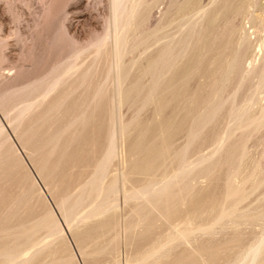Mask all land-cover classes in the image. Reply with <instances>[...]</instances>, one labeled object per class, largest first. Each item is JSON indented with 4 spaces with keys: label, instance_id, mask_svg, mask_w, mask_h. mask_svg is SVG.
<instances>
[{
    "label": "rangeland",
    "instance_id": "374dc122",
    "mask_svg": "<svg viewBox=\"0 0 264 264\" xmlns=\"http://www.w3.org/2000/svg\"><path fill=\"white\" fill-rule=\"evenodd\" d=\"M171 1L173 0H150V1L130 0V2H128V5L131 6V11H133V18L135 20V24L133 26H130L126 31L127 34L125 35V37L127 40L126 41L127 45L125 47L127 48L124 51L126 52L124 54V60H125L123 61V64L125 63L124 66L127 68L128 72L130 71L129 73L130 75L135 74V72L138 70L140 65L143 64L142 62H144L149 56L161 50L163 48L162 45L164 46V48L168 45L169 49L171 48L172 56L174 58H177L182 53L183 49L186 48L182 44V40L190 36L191 33L193 35L194 29L202 22L201 20H203L204 16L207 13L212 12V15L217 16L213 28V30L215 31L212 30V32H220L221 28L222 29L224 28L225 29L224 36L226 39L222 38L221 41L219 40L215 43L211 51L204 52L202 57H204V55L205 57L202 58V62L194 74L193 77L194 79L189 81L191 84H189V82L182 84L183 87L182 90L185 88V90H183V93L185 92L186 93L189 92L190 94L194 93L192 97H195L194 100L196 99V103H199L200 101L204 100L205 94L209 90V86H210L209 84L210 82L208 80V77H210V73H211L208 70V65L210 64L209 60H211L212 57H214V54L218 55L222 51L224 42L226 40H228L229 47L233 45H234L233 47H235V45L239 42V38H240L241 48L238 57L239 59H238L236 76L233 80L234 82L232 81L225 90L226 92H224L226 96L228 95L230 96V94L235 90V94L233 95L234 97L231 96L232 100L231 102L228 103L229 107L231 108L223 112L221 115H219L220 117L218 116L214 120L216 124H214V122H212L213 125L212 123L210 124V126H212L210 127V130L205 131L206 127L203 128L204 130H201L200 128L199 130H197V134L195 133V136H193V138L191 139L192 141H189V143L187 144L186 148L189 150L186 149L185 152L186 151L188 152L187 153L184 152V156L182 155L183 157L180 158L182 162L179 159H177L178 161L176 160L175 165L168 167V164H165L167 167H164V165H158V163H156V166H154V164L153 166L149 165L147 163V157H146L147 155H145L148 153L146 152L144 153L140 152L142 154L138 153V156L134 155L133 154L134 151L130 147V140L129 139L126 140L127 138L125 133L129 129L130 132L135 134L138 128L146 127L148 131L144 133L143 140L149 138V140L147 139L145 140L148 141L149 143L150 139L152 138V136L151 138L149 136L156 134L158 132V128H160L167 120L170 119V117H172L174 113L173 107L168 108L166 110V112L168 113H165L166 114L164 115L165 118L162 116L163 119H165L162 120V118L157 117L158 114L157 111L159 112L158 110L159 108L157 107L158 105L157 106L149 105L150 107L148 105H147L148 107L145 105L144 107V105L142 106V104L140 103L138 105L137 103H131L130 105V102L128 101L126 103L123 102V104L121 103L120 104L121 107L118 105L119 110H118V106H116L115 109L116 113H115L113 112L114 111L113 108H115V105L106 103L103 105L102 107L103 112L99 114V118L97 120L99 125L96 123L90 129L91 132L95 134L90 133L89 137L92 135L90 138L80 137V135H78L79 133L64 134L65 136L63 138V140L65 139L64 146L66 147L67 153H70L71 151L70 154L72 155L70 156V154H64L63 159H61L60 161H53L54 156L50 160L47 159L46 168H51L52 171L49 175H45L43 173L42 176L38 172L37 165L32 161V159L29 156V151L27 149L28 147L26 148L25 146H23L18 140L14 132V124L12 123L13 121L11 120V118H13V116L15 115L16 113L15 111L17 109L21 108L24 105H28L29 103H31V101L33 102L34 100L33 99L28 100L24 97H21L20 99L12 100L6 106L3 105L4 106L3 109L5 111L7 110V112L5 113L0 109V123L4 128V131L7 134L9 141L12 143L13 147L15 148L17 155L23 161L22 162L23 165L28 170L29 174L31 172L30 175L31 177H33L32 179L35 181L36 187L38 186L37 188L39 189L40 192V197H34L35 199L33 198V200H31L25 205L23 200H19L16 203L18 207L17 211L18 212L21 211V214L23 215L25 214L24 217H26V220L29 221V223L35 222L36 220L42 223L41 226L42 228H39V230L32 237L33 244L31 246H26L20 249L19 251L20 257L22 258L28 257V255L32 253L34 250L47 245L48 247L45 248L44 251L42 250L39 254V258L41 257L40 259L43 262V264H73V263L75 264H89V263L90 264L91 263L92 264H97V263L98 264H134V263H127L124 261H126V259L128 258L131 259L132 256H134L138 252H141L144 249L151 250L152 254L149 258H147V260L143 264H152L154 258L157 255L164 253L167 254V259H165V261L162 262L161 264L163 263L183 264V262H185L186 264L187 261H189L187 262V264H194V263L200 264L201 262H202L201 264H209V262L210 264H214V263L216 264V261L223 262V263L217 262L220 264H229L236 257V253L241 251L243 252V250L246 248L248 243L253 238L264 236V196H262L264 195V188H262V186L264 187V183H263L264 182V142H263L264 132H262V129L264 131V127L263 125L260 127L256 126V131H255V127H253L254 129L250 127V130L249 128H247L249 131H251V135L247 129H242L243 130L242 132V130H238L235 128L238 119L237 115L241 114L242 112L245 111L259 112L260 115L262 114L264 115V107L262 106L264 105V46H262V42H264V0H237L234 3V5L236 4L235 6L236 8H234L232 12L234 14H230L231 13L230 12L227 15L222 14V11L220 10L225 0H194L195 3L194 7H192L191 9L185 11L180 15L172 17L167 22H164L163 26L161 25V28L159 29L156 37L150 36L151 38L150 37L147 38L148 41L145 40L138 45L137 44L134 45L133 42H130L133 32L135 31V27L138 28L140 26H143L144 24L143 26L144 29L145 30H147V28L149 29V31L147 30V33L148 32L152 33L153 30H155L156 26L160 24L158 23V21L164 15ZM175 1L181 3L184 2L185 0H175ZM65 4L67 5L65 6V8H63ZM136 8L137 10H135ZM62 11L63 13H65L67 20H65L64 26L66 27H64L63 30V32L66 31V33H63L61 36V33L59 32L60 33L59 37H61V41L63 40L61 44L60 40L57 41L53 40L54 41L53 42L52 39L50 38L52 36V30L55 27L54 24L57 22V18L60 17ZM106 12H107V5L105 0H99V2L98 0H0V55H2L0 56V69H1L0 72H2L3 74H12L15 72L16 73L19 72L17 76H19L20 74L21 76L19 77L22 78L21 79L17 78L16 80L18 81L21 80L23 81V79L25 80V78L23 77H26L28 79L30 76L36 77L40 75L50 63H52L53 61L57 60L58 58L62 57L65 54V45L66 42L67 43L69 42L68 41L69 39L70 41L73 39L72 41L75 42L76 45H80V44L82 45L85 44L92 37V35H97L98 33H101L103 29V19L107 15ZM76 21L78 22L76 23ZM163 29L164 31L162 32ZM227 34L229 35L232 34V35H230V38H227L228 37ZM128 43L129 45H131L132 43L131 47L133 49L128 45ZM62 45H64V47L61 50ZM207 53L208 55L206 56ZM87 60L88 58L85 57L81 59V63ZM180 61L171 63V65L174 68H180L181 67ZM133 63L134 65H131ZM130 66L131 68H129ZM8 70L11 71L7 72ZM146 84L147 82L144 83V85ZM194 89L195 91H193ZM228 104L226 105L227 107ZM137 109H140V112L142 111V114H140L139 110ZM117 110L119 113L117 112ZM136 111L138 114H140L139 117L138 114L136 116L134 115L136 114L134 113ZM114 113L116 114V116L119 117L121 116L120 119L124 124L123 125L124 131L126 130L125 132L123 131L124 135L122 133L118 135L115 134L116 138L114 135H112V131H111L113 128L112 127L114 122L113 118L115 116ZM130 114L131 116H129ZM148 115H150L151 118ZM128 117L129 118L131 117L130 119L131 121L129 120ZM135 117L136 119H134ZM159 119L160 121H158ZM103 120L105 122H103ZM132 120H134L135 122ZM156 121L159 122L160 124L157 123ZM155 124L158 127L155 126ZM153 126L154 128H151ZM234 128L235 131L237 130V132L233 130ZM257 128L260 129L257 130ZM99 131H101V133ZM181 131L182 130L180 129L175 130L174 134L177 133V135L175 136H173L174 134L172 130L168 132L169 136L172 135L174 137L173 138L171 136L172 138L169 137V140L170 139L171 140L170 141L168 140L169 143L172 142L174 147L179 148L181 145L184 146V143H186V137L184 136L185 132L184 131L181 132ZM198 131H200V134H198L199 133ZM208 131L211 132L213 136H211L212 134L211 133L209 134ZM239 131L241 132L238 134ZM252 131L256 132L257 134L256 133L253 134ZM234 132H235V136L231 138L234 135ZM244 132L246 133L244 134ZM101 134L103 136H101ZM181 134H183V136ZM229 135L231 138L229 140L231 142H229L227 139ZM94 136L95 138L93 139ZM100 136L101 138H103V140L99 138ZM178 136L180 138H178ZM196 136L199 137L196 138ZM85 139L86 141H84ZM97 139L101 142H98ZM112 140H115V142L113 143ZM79 141L81 142V144H79ZM96 142H98L99 145ZM107 142H109V144ZM190 142H192L193 144ZM224 142L225 144H222ZM87 143L90 144L91 147ZM112 143L114 144V146L111 145ZM177 144H179V147ZM71 146L73 147L75 146V148H72ZM93 146H95L94 150H93ZM237 146L239 147L235 148ZM112 147L116 148V149L114 148L115 153L113 152V156H112V150H113ZM241 147L245 151L241 150L242 149ZM82 148L83 151L86 149V151H84L85 153L83 151L81 152ZM77 149H79V151ZM155 149L156 150H153L154 154L150 153L151 155H155V153H158V151H160L161 149V145L160 147L157 146ZM94 151L97 153H95ZM241 151H243L242 152L243 158L240 155ZM92 152H94L95 154ZM230 152L231 154H229ZM75 153L78 154V158ZM221 154L226 158L221 160L222 158H224ZM84 156L85 159H88V157H90L88 159L89 162H87V160L85 159L80 160L82 157L84 158ZM201 158L203 161L200 160ZM232 159L235 161L234 163H232L233 162ZM249 159L251 160L253 159L252 161L255 162V163L253 162L254 163L253 166H250L249 163L251 161ZM69 160H71L70 163ZM224 160H226L227 164L228 163L231 164L227 166ZM98 161H99L98 169L96 173L93 174L92 172L94 169V165ZM238 162L239 163L241 162V164H239ZM256 162L259 163L257 166H256ZM196 163L197 164L199 163L198 166ZM69 164L72 165L70 166ZM76 164L78 165L76 166ZM83 166L85 167L83 168ZM175 166L177 167L175 168ZM254 166L257 167V169H255L256 173L257 170L259 169L258 174L253 172ZM178 167H181V169L179 168V171L182 170L181 173H179V171H176ZM194 168H196V170H193ZM216 168L219 169L217 170ZM223 168L225 169L223 170ZM247 168H250V170ZM64 169L66 170L68 169L67 170L68 172L66 170L64 171ZM244 169H246L247 171ZM17 170L19 172H17ZM183 170L185 175L183 173ZM225 170L227 171L229 170L228 172L226 171L227 174L229 173L228 176L226 177H225L226 175ZM242 171H244L245 173ZM250 171H252V173L254 174H252ZM176 172L180 174V177L177 178L175 181L174 179H172V176L171 177L169 176ZM72 173L73 175H71ZM188 173L189 176L187 175ZM119 174L120 176L116 177ZM239 174H241V177H243L242 179L240 178ZM248 175H251L252 177H254V175L256 176L252 178L254 182L253 183L254 186L255 184H257L255 188L252 187L253 185H251L252 184L251 177ZM16 176H19L17 179L22 177L19 166L12 167V170L8 171V176L6 178V181L0 184L2 190V191L0 190V196L3 197V198L0 197L1 198L0 202L5 200L3 204L6 203V201L9 200L12 196L15 195L14 191L17 190L16 186L18 185V183H16L17 182ZM218 176L220 177L218 178ZM167 177H169V179ZM237 178H239V180H237ZM13 179H15L14 180L15 182L13 181ZM233 179L235 183L239 182L238 183L239 186L237 185V183L236 184L234 183ZM122 180L124 181L122 182ZM225 180L227 181V183ZM247 181L250 183L247 184L248 183ZM256 181H258L259 184L255 183ZM124 182L126 184H123ZM212 182L213 184H215V187L213 186ZM215 182L218 184V186ZM10 183H11L10 186L11 189L8 185ZM209 184H211L213 188ZM225 185L227 186L225 187ZM13 186H15L16 188ZM61 186L63 188H61ZM203 186H205V188ZM207 186L208 187L210 186V189ZM68 187H70V189ZM196 187H198L197 190H195ZM116 188L117 189L120 188V191L117 190ZM215 188L218 190H216ZM226 188L227 190H225ZM5 189L10 191L9 192L10 194ZM61 189H63V191ZM229 189L231 192H229ZM243 189L245 190L244 193L242 194L241 192H243ZM210 190L213 194L210 192ZM234 190L235 192H232ZM2 192L4 193V195L1 194ZM41 192H43V194H41ZM202 192L207 193V194L204 193L205 197L209 194L211 195V197L207 199L210 196L209 195L206 198H204ZM216 192L217 194H219L220 192V194L217 195ZM245 193H247L246 194L247 196L244 195ZM199 194L202 195V197H200ZM240 194L242 196L241 198H240ZM243 195L245 198H243ZM106 197L108 198L106 199ZM140 198L143 200H141ZM194 198L196 199L198 198L197 203L195 201L196 199L194 200ZM191 200H193L194 202H192ZM199 200L201 202V205L198 203ZM205 202L207 204H205ZM3 204L1 202L0 207ZM190 205H191V212L190 210L189 211L187 210ZM203 205H205V207ZM181 206L183 207L181 208ZM185 206H187L186 209ZM177 208L180 209L181 211L178 210ZM192 209H194V211ZM47 210L50 211V214L46 213ZM183 210L186 211L183 212ZM206 211L207 213L204 214ZM40 212H43L41 216L39 215ZM186 212L187 214H185ZM53 215H55V217ZM33 216H35V218ZM249 217L251 218L249 219ZM9 218L10 220L13 221L15 220V215L14 216L10 215ZM211 218L213 220H211ZM226 218L228 219L226 220ZM214 219L216 221H214ZM252 220H254L255 222L254 221L252 222ZM213 221L216 222L217 224H215ZM53 222L56 224L55 230L51 226ZM95 222L96 224H93L94 225L93 227H97V229L88 232L89 227L92 226V223ZM230 222H232L233 224L231 223L230 225ZM58 224L60 225V227L58 226ZM211 224H213V226H211ZM238 225H240L239 228ZM118 228L120 229V232ZM238 229L239 231L241 230L240 236L242 237L240 238L241 240L243 239L241 242L244 243L240 242L242 245L239 244L240 245V246L238 245L239 247L236 246L237 247L236 253L234 251L235 247L232 249V247L230 246L232 244L230 245L228 244L230 246V249L233 250L234 256L233 254H231L233 252H231L230 249H227L225 253H222L224 252L223 250H226L225 248H227L228 246L226 240H228L229 242V239H227V237L229 236L231 239V237H233V235L236 234L235 231H238ZM199 230H201V232ZM174 233L176 235H174ZM132 234H135L133 240L131 241V238H129L128 241L126 235L131 236ZM142 240L143 242H140ZM178 240L179 242H177ZM214 240L217 241L215 242ZM231 240L229 243H231ZM213 241L217 247L215 248V245L214 247H210L211 248L210 251L213 249L216 250L218 249V250L211 251L212 254L211 255L210 251L208 252V249H209V244H211V242ZM122 242L126 243V244L124 243L125 246L122 245ZM219 243L223 245L221 246ZM139 244L141 246H139ZM197 245L198 246L201 245L203 249L201 248V246L200 248L206 254L203 253L204 254L203 255L202 254L203 251L198 250L200 248L197 247ZM192 246H194L193 249ZM205 247H207V250L205 249ZM59 248L60 250H58ZM200 251H202L201 254ZM46 252L47 253L53 252V254L51 255V257H48L49 255H47ZM129 252L131 253V255L129 254ZM192 253H194L195 255ZM226 253H228V256L227 255L225 256ZM261 253H263L262 254L263 256L260 254L253 264H264V252ZM181 254L182 256L184 255L183 256L184 260L181 259L182 258V256L180 257ZM191 254L194 256L192 257ZM215 254L216 255L219 254V255L215 256ZM196 255L198 256L195 257ZM221 255L222 257L225 256V258H227L228 260H226L225 262L224 257H223L224 259L222 260L218 259V258H222ZM59 256L60 257L63 256V258L62 257L60 258ZM55 258H57V260H55ZM83 260L85 261L87 260V261L85 262ZM211 260L213 261V263H211L212 262ZM204 261L206 263H204ZM245 264L248 263L246 262Z\"/></svg>",
    "mask_w": 264,
    "mask_h": 264
},
{
    "label": "bare ground",
    "instance_id": "6f19581e",
    "mask_svg": "<svg viewBox=\"0 0 264 264\" xmlns=\"http://www.w3.org/2000/svg\"><path fill=\"white\" fill-rule=\"evenodd\" d=\"M105 1H106V5H107V12H106L107 15L103 19V29H102L101 33H98L97 35H92V37L90 36L91 38L85 44H82V45L81 44L80 45H76V43L72 41L73 39L71 41H70V39L69 40L67 39L69 42L68 43L66 42L65 54L62 57H60L57 60H55L52 63H50L44 69L43 72L41 71L42 73L40 75H38L36 77H32V76L29 77L28 76L29 77L28 79L26 77H23V78H25V80L23 79V81L22 80L18 81L16 79L20 78L19 76H21L20 74H19V76H17V74L19 72H17V73L15 72V73H12V74H3L2 72H0V109L2 111H4L5 113L7 112V110L5 111L3 109L4 108L3 105L6 106L12 100H17V99H20L21 97H24V98H26L28 100L29 99H33L34 100L33 102L31 101V103H29L28 105H24L21 108L17 109L15 111L16 112L15 115L13 116V118H11V120L13 121L12 123L14 124V132H15L18 140L20 141V143L23 146H25L26 148L28 147L27 149L29 151V156L32 159V161L37 165L38 172L42 176H43V173L45 175H49L51 173V171H52L51 168H46L47 159L50 160L54 156L53 161H60L61 159H63L64 154H70L71 153L70 150H69L70 153H67L66 147L64 146V144H65V141H64L65 139L63 140V138L65 137L64 134H66V133L67 134L79 133L78 135H80V137L88 138L90 133H92L90 129L96 123L99 125L97 120L99 118V114L101 112H103V109H102L103 105L106 104V103H110L112 105H115V108H113L114 111L112 110L115 113H116V111H115L116 106H118V105L120 106L121 103L123 104V102L126 103L128 101L130 102V105H131V103H137V105L140 103V104H142V106L144 105V107H145V105L146 106L147 105L148 106L149 105H155V106L158 105L157 107L159 108L158 109L159 112L157 111L158 114L157 113L156 114H157V117L158 118L159 117L162 118V120H165V119H163V117H164V115H166L165 113H168V112H166V110L168 108L173 107L174 113H173L172 117H170L169 120H167L160 128H158V132L156 134L149 136L150 138L152 136V138L150 139L149 143H148V141H145L147 138L145 140H143L144 133H146L148 131L146 127L138 128L137 131L135 132V134L130 132L129 129L125 133L126 138H127L126 140H128V139L130 140V147L134 151V153H133L134 155L138 156V153L142 154V153L146 152V153L149 154V155L145 154V155H147L146 156L147 157V163L149 165L153 166V164H154V166H156V163H158V165H164V167H167L165 164H168V167L175 165L176 164V160L177 159L180 160V158H182L184 156V152L187 149L186 148L187 144L189 143V141H192L191 139L193 138V136H195V133L197 134V130H199V128L201 130H204L203 128L206 127L205 131L206 130H210V127H212V126H210V124L212 122H214V120L219 115H221L223 112H225L226 110H229L231 108V107H229L228 103L231 102V100H232L231 96H233L235 94V90L230 94V96L229 95L226 96V94H224V92H226L225 90L227 89L228 85L234 80V78L236 76V71H237V66H238V59H239L238 57H239V52H240V48H241V40H240V38H239V42L235 45V47H233L234 45L229 47L228 46V40H226L224 42V46H223L222 51L218 55L214 54V57H212V59L209 60L210 64L208 65V70L211 73H210V77H208V80L210 82L209 83L210 86L208 85L209 86V90L206 92L204 100L200 101L199 103H196V99L194 100L195 97H192L194 93L193 94H190L189 92L188 93H186V92L183 93V90H185V88L182 90V88H183L182 84L188 83L190 80L194 79L193 78L194 74L197 71V69L199 68V65L202 62V58L205 57V55H204V57H202L204 52L205 51H211V49L214 47V45H215V43L217 41H219V40L221 41L222 38H225V36H224V34H225L224 30L225 29L224 28L223 29L221 28L220 32H212V30L214 28V23L216 22V19H217V16L212 15V12L207 13L204 16L203 20H201L202 22L198 26H196V28L194 29L193 35L191 33L190 36H188V37H186L185 39L182 40V44L186 48L183 49L182 53L177 58H174L172 56L171 48L169 49L168 45L167 46L165 45L166 46L165 48L162 45L163 48L161 50H159L157 53L149 56L144 62H142L143 64L140 65V67L135 72V74L130 75L129 74L130 71L128 72L127 68L124 66L125 63L123 64V61H125L124 60V54L126 53L124 51L127 48V47H125L127 45L126 44L127 40H126V37H125V35L127 34L126 31H127V29L130 26H133L135 24V20L133 18V11H131V6L128 5V2H130V0H105ZM236 1L237 0H225L223 2V5L220 8V10L222 11V14H226L227 15L230 12H231L230 14H234L232 12H233L234 8H236L235 7L236 4L234 5V3ZM69 2H71V1H69ZM98 2H99V0H98ZM67 4H65L63 8H65V6ZM194 5H195L194 0H185L184 2H181V3L178 2V1H175V0L171 1V3L168 5V8L165 11L164 15L158 21V23H160V24H158L156 26L155 30H153L152 33H149V32L147 33V30L149 31V29L147 28V30H145L144 27H143L144 24H143V26H140L138 28L135 27V31L133 32L131 40L129 38L130 42H133L134 45L135 44L138 45V44H141L143 41L147 40V38L150 37V36L156 37L159 29L161 28V25L163 26L164 22H167L168 20H170L174 16H177V15H180V14L184 13L185 11H187V10L191 9L192 7H194ZM135 10H137V8ZM65 20H67L66 16H65V13H63V11H62V13L60 14V17L57 18V22L54 24L55 27L52 30V36L50 38V39H52V41L53 40H56V41L60 40V43L62 44L63 40L61 41V37H59V35L61 33V36H62L63 33H66V31L63 32L64 27H66V26H64ZM78 21H76V23ZM227 21H228V19H227ZM163 31H164V29L162 30V32ZM213 31H215V30H213ZM229 32H230V30H229ZM57 33H58V35H57ZM123 33H124V35H123ZM227 35H228L227 38H230V35H232V34H230V35L227 34ZM240 36H242V35H240ZM52 41H49V42H52ZM151 41H152V39H151ZM56 43H58V42H56ZM144 44H146V43H144ZM128 45H129V43H128ZM131 45H132V43H131ZM131 45H129V46L131 47ZM129 46H128V48H129ZM262 46H264V42H262ZM63 47H64V45H62L61 50L63 49ZM137 48H138V46H137ZM207 55H208V53L206 54V56ZM0 56H2V55H0ZM85 57H87L88 60L83 62V63H81V59H83ZM177 61L181 62L180 63V66H181L180 68H174L171 65V63H174V62H177ZM126 63H127V61H126ZM139 63H141V62H139ZM131 65H134V63L131 64ZM129 68H131V66ZM133 68H135V67H133ZM132 69H130V70H132ZM9 71H11V70H8L7 72H9ZM199 81H197V82H199ZM146 82H147V84L144 85V83H146ZM195 82H196V80H195ZM189 84H191V83L189 82ZM193 84H195V83H193ZM197 84H199V83H197ZM191 87H193V86H191ZM236 89H237V87H236ZM193 91H195V89ZM192 98H193V100H192ZM227 104H228V107L226 106ZM119 106H118V110H119ZM262 106L264 107V105H262ZM157 107H156V109H157ZM138 108H141V107H138ZM259 109H260V107H259ZM118 110H117V112H118ZM129 110H130V108H129ZM137 110H139V113L142 114V111L140 112V109H137ZM247 111H249V110H247ZM115 113H114V115L116 116ZM134 113H136V114H134L135 116L138 114L137 111L134 112ZM131 114H132V112H131ZM131 114L129 116H131ZM140 114H138V117H139ZM115 116L113 118L114 122H113V126H112L113 128L111 130L112 131V135H114V136H115V134L116 135H118L120 133L123 134V131H124V126H123L124 124L122 123V120L120 119L121 116L120 117L119 116L115 117ZM132 116H133V114H132ZM148 116H150V115H148ZM237 116H238V119H237V124L235 125V128L238 129V130L247 129V128H249V130H250V127L251 128L255 127V131H256V126L260 127V126L263 125V127H264V115L263 114L260 115L259 112H251V111L246 112L245 111V112H242L241 114H238ZM150 118H151V116H150ZM130 119H131V117L129 118V120ZM134 119H136V117ZM132 121H134V120H132ZM158 121H160V119ZM103 122H105V121L103 120ZM157 123H159V122H157ZM147 124H149V123H147ZM214 124H216V123L214 122ZM212 125H213V123H212ZM155 126H157V125L155 124ZM104 127H105V124H104ZM157 127H155V128H157ZM94 128H93V130H94ZM151 128H154V126L151 127ZM213 128H215V127H213ZM235 128L233 129L234 131H235ZM179 129L185 132L184 136L186 137V143H184V146L181 145L182 147L181 146L179 147V144H177L178 147H179V148H177V147L173 146L172 142L169 143V141L171 140V139L169 140V137H171L172 135L169 136L168 132H170L172 130V132L174 134V131L175 130H179ZM258 129H260V128H257V130ZM101 131H99V132L101 133ZM111 131H110V133H111ZM200 131H198L199 132L198 134H200ZM248 131H247V133H248ZM235 132H237V130ZM235 132H234V135L232 134L233 136L231 138H233L235 136ZM240 132L241 131H239L238 134ZM242 132H243V130H242ZM249 132H250V135H251V131H249ZM259 132H260V130H259ZM262 132H264L263 129H262ZM110 133H109V135H110ZM210 133L211 132H209V134ZM245 133L246 132H244V134ZM254 133H256V132H253V134ZM92 134H95V133H92ZM202 134H203V132H202ZM175 135H177V133L174 134L173 136H175ZM181 135L183 136V134H181ZM205 135H206V133H205ZM101 136H103V135L101 134ZM101 136L99 138H101ZM211 136H213V134ZM198 137L199 136H196V138H198ZM94 138H95V136L93 137V139ZM97 138H98V136H97ZM115 138H116V136H115ZM178 138H180V137L178 136ZM231 138H230V135H229V137L227 138L229 142H231L229 140ZM101 139L103 140V138H101ZM147 140H149V138ZM194 140H195V138H194ZM84 141H86V139ZM112 141H113V143L115 142V140H112ZM91 142H93V141H91ZM98 142H101V141L98 140ZM98 142H96V143H98ZM96 143H95V145H96ZM107 143L109 144V142H107ZM113 143L111 145L114 146ZM162 143H163V145H162ZM190 143H192V142H190ZM239 143H241V142H239ZM79 144H81L80 141H79ZM182 144H183V142H182ZM222 144H225V142L222 143ZM226 144H227V141H226ZM242 144H245V143H242ZM88 145L91 147L90 144H88ZM98 145H99V143H98ZM160 145H161L160 151H158V153H155V155H151V154H154L153 150H156L155 148L157 146L160 147ZM78 146H80V145H78ZM115 146H116V144H115ZM233 146H232V148H233ZM240 146H241V144H240ZM71 147L75 148V146L74 147L71 146ZM94 147L95 146H93V150H94ZM238 147L239 146H237L235 148H238ZM114 148L112 150V156H113V152L115 151ZM79 149H77V150L79 151ZM97 150H98V148H97ZM187 150H189V149H187ZM222 150H225V149H222ZM241 150H244V149L242 148ZM82 151H83V148L81 149V152ZM84 151H86V149ZM236 151H237V149H236ZM72 152H73V150H72ZM94 152H92V153H94ZM140 152H142V153H140ZM187 152L188 151H186L185 153H187ZM242 152L243 151H241L240 155L243 158V156H242L243 153ZM95 153H97V152H95ZM229 154H231V152ZM71 155L72 154H70V156ZM108 155H109V153H108ZM76 156L78 158V154H76ZM79 157H80V154H79ZM223 157L224 158H222L221 160L226 158L225 156H223ZM82 158L80 160H84L85 156H84L83 159ZM89 158L90 157H88V159ZM202 158L200 160H202ZM88 159H85V160H87V162H89ZM249 160L251 161L249 163L250 166H253V164L255 162L252 161L253 159L252 160L249 159ZM70 161L71 160H69V163H70ZM224 161H225V164H227L226 160H224ZM232 161H233L232 163L235 162L233 159H232ZM22 162L23 161L17 155L15 148L13 147L12 143L9 141V139L7 137V134L5 133L4 128H3V126L0 123V184L4 183L6 181V178L8 176V171L12 170V167H18L19 166L21 174H22V177L19 178V179H17L19 176H16V179H17L16 183H18V185L16 186L17 190L14 191L15 195L12 196L9 200H7L6 203H4V204H3V202L5 200L1 201L3 205H1V207H0V264H43V262L40 259L41 257L39 258V254H40V252L42 250L44 251V249L48 247L46 245V246H43L41 248H38V249L34 250L32 253H30L28 255V257L22 258V257L19 256L20 249L24 248L26 246H31L33 244L32 237L39 230V228H42L41 227L42 223L38 222L37 220L35 222L29 223V221L26 220V217H24L25 214L23 215V214H21V211L20 212L17 211L18 207H17L16 203L19 200H23L24 201V205H25L28 202H30L31 200H33L34 197H40V192H39V189L37 188L38 186L36 187V183L32 179L33 177H31V175H30L31 172L29 174L28 170L25 168V166L23 165ZM63 162H64V160H63ZM246 162H248V161H246ZM178 164H180V163H178ZM198 164H197V166H198ZM222 164H221V166H222ZM230 164L231 163H228L227 166H229ZM239 164H241V162ZM258 164L259 163L256 162V166ZM65 165H67V164H65ZM69 165L71 166L72 164H69ZM77 165L78 164H76V166ZM246 165H245V167H246ZM70 166H69V168H70ZM74 166H75V164H74ZM74 166H72V167H74ZM98 166H99V161L97 163H95V165H94V169H93V172H92L93 174L96 173V171L98 169ZM177 166H180V165H177ZM177 166H175V168ZM80 167H77V168H80ZM84 167L85 166H83V168ZM129 167H131V166H129ZM254 167H253V169H254L253 172H255V169H257V167H255V168ZM179 168L181 169V167H178L176 171H179ZM228 168H231V167H228ZM43 169H46V170H43ZM224 169L225 168H223V170ZM247 169L250 170V168H247ZM65 170L66 169H64V171ZM184 170H183V173H184ZM193 170H196V168H194ZM217 170H216V172H217ZM241 170H243V169H241ZM244 170H246V169H244ZM258 170H257V173L255 172L256 174H258ZM73 171H75V170H73ZM181 171H179V173H181ZM187 171H188V169H187ZM226 171L227 170H225V172ZM17 172H19V171L17 170ZM227 172H226L225 177L228 176V174H229V173L227 174ZM242 172H244V171H242ZM250 172L252 173V171H250ZM73 173H75V172H73ZM73 173L71 175H73ZM259 173H261V172H259ZM241 174H239V175H240V178L242 179L243 177H241ZM246 174H247V172H246ZM246 174H243V175H246ZM252 174H254V173H252ZM45 175H44V177H45ZM184 175H185V173H184ZM187 175L189 176V173ZM221 175H222V172H221ZM119 176H120V174L118 176H116V177H119ZM171 176H172V179H174L176 181V179L180 177V174H178V172H176V173H173L172 175H170L169 177H171ZM207 176H209V175H207ZM248 176L251 177V181H252L251 185H253L252 187L255 188V186L257 184H255V186H254V184H253L254 182H253L252 178H254L256 176L255 175H254V177H252L251 175H248ZM121 177H122V175H121ZM169 177H167V178L169 179ZM215 177H216V175H215ZM219 177L220 176H218V178ZM245 178H246V176H245ZM117 179H119V178H117ZM14 180L15 179H13V181ZM119 180H121V179H119ZM217 180H215V181H217ZM237 180H239V178H237ZM123 181L124 180H122V182ZM211 181H212V179H211ZM233 181H234V179H233ZM233 181H230V182H233ZM258 181H256L255 183L259 184ZM55 182H56V180H55ZM226 183H227V181H226ZM234 183H235V181H234ZM234 183H233V185H234ZM236 183L239 186V184H238L239 182H236ZM249 183L250 182H248L247 184H249ZM63 184H65V183H63ZM69 184H71V183H69ZM117 184H119V183H117ZM123 184H126V183L124 182ZM146 184H148V183H146ZM212 184H213V182H212ZM8 185L10 187L11 183L8 184ZM209 185L212 187L211 184H209ZM240 185H242V184H240ZM210 186L209 187L207 186V187L210 189ZM213 186L215 187V184H213ZM217 186H218V184H217ZM217 186H216V188H217ZM226 186L227 185H225V187ZM3 187H5V186H3ZM13 187H15V186H13ZM121 187H122V185H121ZM203 187L205 188V186H203ZM6 188H7V186H6ZM15 188H14V190H15ZM61 188H63V187L61 186ZM68 188L70 189V187H68ZM197 188L198 187H196L195 190H197ZM235 188H236V185H235ZM262 188H264V187L262 186ZM10 189H11V187H10ZM150 189H152V188H150ZM215 189H214V191H215ZM0 190H1V187H0ZM5 190L8 191L7 189H5ZM61 190L63 191V189H61ZM117 190L120 191V188H118ZM216 190H218V189H216ZM225 190H227V188ZM244 190L245 189H243V192H241L242 194L244 193ZM111 191H113V190H111ZM9 192L10 191H8V193ZM133 192H135V191H133ZM149 192H152V191H149ZM210 192H211V190H210ZM229 192H231L230 189H229ZM232 192H235V190L232 191ZM115 193H117V192H115ZM204 193L202 192L204 198H206L207 196L210 195L209 194V195H207L205 197ZM247 193H245L244 195H246ZM1 194L4 195L3 192ZM41 194H43V192H41ZM205 194H207V193H205ZM216 194H217V192H216ZM216 194H215V196H216ZM219 194H220V192H219ZM219 194H217V195H219ZM244 195H243V198H245ZM195 196H197V195H195ZM199 196L202 197V195H200V194H199ZM262 196H264V195H262ZM0 197H2V196H0ZM145 197H146V195H145ZM210 197H211V195L207 199H209ZM218 197H217V200H218ZM237 197H239V196H237ZM241 197L242 196L240 194V198ZM107 198L108 197H106V199ZM195 199L196 198H194V200ZM197 199L195 200L196 203L198 201ZM0 200H1V198H0ZM141 200H143V199H141ZM191 201L194 202L193 200H191ZM207 201H209V200H207ZM232 201H234V200H232ZM198 203L201 205L200 200H199ZM229 203H227V204H229ZM193 204H195V203H193ZM199 204H197V205H199ZM202 204H203V201H202ZM205 204H207V203L205 202ZM191 205L189 206L190 209H189V207L187 209L188 211L190 210V212H191ZM138 206H139V204H138ZM203 206L205 207V205H203ZM182 207L183 206H181V208ZM186 207L187 206H185V209H186ZM45 208H44V210H45ZM195 208H196V205H195ZM200 209H203V208H200ZM220 209H221V207H220ZM178 210H180V209H178ZM192 210L194 211V209H192ZM185 211L186 210H183V212H185ZM237 212H238V210H237ZM46 213L50 214V211L47 210ZM202 213H200V214H202ZM206 213H207V211L204 214H206ZM9 214L12 215V216L15 215V220H13V221L10 220V218H9L10 215ZM41 214H43V212H40L39 215L41 216ZM185 214H187V212ZM53 216L55 217V215H53ZM178 216H179V214H178ZM193 216H195V215H193ZM33 217L35 218V216H33ZM115 217H117V216H115ZM181 217H182V214H181ZM198 217H201V216H198ZM206 217H209V216H206ZM69 218H70V216H69ZM250 218L251 217H249V219ZM177 219H178V217H177ZM215 219H214V221H216ZM227 219L228 218H226V220ZM229 219H230V217H229ZM201 220H202V218H201ZM211 220H213V219L211 218ZM254 220H256V219H254ZM254 220H252V222ZM214 223L217 224L216 222H214ZM231 223L232 222H230V225H231ZM93 224H96V222L92 223V226L89 227V229H88L89 231L88 232H91V231L97 229V227H93L94 226ZM148 224H149V222H148ZM213 224H211V226H213ZM51 226L55 230L56 224L54 222L52 223ZM58 226L60 227L59 224H58ZM239 226L240 225H238V228H239ZM119 227H120V225H119ZM60 231H62V230H60ZM199 231L201 232V230H199ZM240 231H239V229H238V231H235V233L237 235L233 233L234 234L233 235L234 238L231 237V239L233 238L232 240L230 239L229 236H228L229 238L227 237V239H229V242L231 240V243H229L228 240H226L227 245L228 244L229 245L232 244V245H230L232 247V249L235 247V250H234L235 253L237 251L236 250V248H237L236 246H238L241 243H244V242H241L243 239L241 240V238H240V237H242V236H240V233H241ZM119 232H120V229H119ZM152 234H151V236H152ZM174 235H176V234L174 233ZM241 235H243V234H241ZM134 236H135V234H132L131 236H127L126 235L128 241H129V238H131V241H132ZM83 238H84V236H83ZM214 241L211 242V244L213 243L212 246H211V244H209L208 252L211 249L210 247H214V245H215V248L217 247L216 244H214ZM140 242H143V240L140 241ZM177 242H179V240ZM124 243L125 242H122V245H124ZM249 243L246 246V248L243 250V252L241 251V252L236 253V257L231 262L229 261L230 262L229 264H245L246 262L248 264H253L255 262V260L259 257V255L263 254L261 252H264L263 251L264 250V236H259L257 238H253ZM128 244H130V243H128ZM180 244H181V242H180ZM201 245H203V244H201ZM220 245L222 246L223 244H220ZM139 246H141V245L139 244ZM200 246L197 245V247H199V248H200ZM228 246H227V248H225L226 250L222 249L224 252H222V251L221 252L225 253L227 251V249H230V246H229V248H228ZM132 247H133V244H132ZM193 247L194 246H192V249H193ZM60 248L58 250H60ZM115 248H116V246H115ZM201 248L203 249L202 246H201ZM201 248L198 249V250H202ZM120 249H121V247H120ZM182 249H185V248H182ZM205 249L207 250V247H205ZM67 250H69V249H67ZM131 250H129V251H131ZM213 250H216V249H213ZM213 250H211V251H213ZM202 251H200V254H201ZM211 251H210V254H211ZM132 252H134V251H132ZM231 252H233V250H231ZM71 253H72V250H71ZM85 253H87V252H85ZM203 253H205V252L203 251L202 254ZM216 253H218V252H216ZM52 254H53V252L47 253V255H49L48 257H51ZM129 254L131 255L130 252H129ZM151 254H152L151 250L144 249L141 252H138L134 256H132L131 259H129V258L126 259V261H124V262L134 263V264H143V263H145L147 258H149L151 256ZM187 254H189V253H187ZM187 254H185V255H187ZM192 254H194V253H192ZM231 254H233V256H234V252L231 253ZM194 255H192V257ZM198 255H196L195 257H197ZM218 255L219 254H217V255L215 254V256H218ZM226 255L228 256V253H226L225 256ZM176 256H177V254H176ZM181 256H182V254L180 255V257ZM183 256H182L181 259H183ZM225 256H223V257L225 258ZM61 257L63 258V256H61ZM221 257H222V255H221ZM223 257L222 258H218V259L222 260V259H224ZM229 257H231V256H229ZM213 258H214V256H213ZM165 259H167V254L164 253V254L157 255L154 258L152 264H161L162 262L165 261ZM55 260H57V258H55ZM169 260H171V259H169ZM226 260H228V259L225 258V262H226ZM83 261H85V260H83ZM187 262H189V261H187ZM187 262H186V264H187ZM217 262H220V261H216V264H220L222 261L220 263H217ZM204 263H206V262L204 261ZM211 263H213V261ZM73 264H75V263H73ZM183 264H185V262H183ZM209 264H210V262H209Z\"/></svg>",
    "mask_w": 264,
    "mask_h": 264
}]
</instances>
